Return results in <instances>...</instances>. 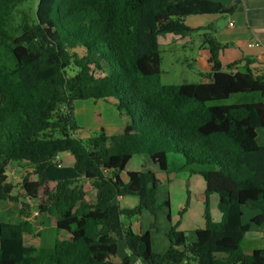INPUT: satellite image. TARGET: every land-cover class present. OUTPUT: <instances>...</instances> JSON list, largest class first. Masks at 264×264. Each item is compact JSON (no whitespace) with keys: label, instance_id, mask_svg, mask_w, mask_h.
<instances>
[{"label":"trees","instance_id":"1","mask_svg":"<svg viewBox=\"0 0 264 264\" xmlns=\"http://www.w3.org/2000/svg\"><path fill=\"white\" fill-rule=\"evenodd\" d=\"M232 11L209 0H0V201L18 202L5 175L14 164L25 169L16 191L26 200L17 222L0 221V264H113L118 242L128 252L118 264H264L263 249L242 248L251 227L264 226V147L256 142L264 75L251 70L255 59L222 68L220 53L234 44L218 42L213 24L185 23ZM193 32L202 33L209 71L199 73L201 83L162 85L158 38ZM252 93L260 101L216 104ZM80 100L112 103L130 123L116 136L100 129L80 139L73 117ZM169 154L183 158L176 171L204 181V228L171 226L167 249L156 253L149 232L135 233L121 217L143 209L156 217ZM134 157L142 169L126 171ZM126 196L138 206L116 204ZM244 208L255 212L246 223ZM31 212L40 225L55 220L51 247L24 243L40 236Z\"/></svg>","mask_w":264,"mask_h":264},{"label":"rangeland","instance_id":"2","mask_svg":"<svg viewBox=\"0 0 264 264\" xmlns=\"http://www.w3.org/2000/svg\"><path fill=\"white\" fill-rule=\"evenodd\" d=\"M230 1V4H232ZM33 3V2H32ZM32 3L27 2L25 4L32 5ZM216 17L221 30L226 34L232 32V29L227 28V21L229 18L233 17V14L224 15L222 17ZM210 16H190L187 17L185 23L193 27L194 25H209ZM184 38H178L173 35H164L158 38V43L160 44V55L162 59L161 64V77L160 83L162 85H180L185 83H201L202 78L199 73L208 72L209 68L207 65L208 49L203 43L202 33L193 32L189 33L188 36ZM229 49V48H228ZM227 51V50H226ZM235 51L228 50L224 60L231 59V54ZM232 64V63H231ZM260 101L259 94H234L228 99L216 102L220 105H230V104H243L252 103ZM73 117L75 124L77 126V131L74 136L86 140V138L93 136L100 129L111 136L115 135L114 130L117 125H125L127 122L130 123L129 118L124 114H119L113 105H108L102 101L93 100H80L76 101L73 106ZM116 136V135H115ZM256 142L258 145L264 146V128L257 129ZM71 157L66 155L65 162H69ZM183 164V158L180 154H169L168 155V166H169V178L170 183L168 185L162 186L158 189L156 198L160 204V208L156 213V217H153L146 210H140L138 214L126 217L122 216V222L126 224H131L134 231L140 229L141 233L149 232L152 251L156 253H163L168 247V240L166 233L169 228L176 226V229H191V225L196 223L198 217L200 220L204 221V181L199 174L188 175L187 172L176 171ZM16 165H12L10 173H5L8 177V182L15 188L11 192V196L16 197L18 202L12 201H0V221H6L15 223L19 219V208L22 201H26L23 196H21L16 191V186L20 180L25 169H17ZM133 165H128L127 169H132ZM191 176L190 180L186 178ZM203 191V192H202ZM202 192V194H201ZM92 198L91 193L88 194ZM129 202L125 204L121 203L122 209H132L138 206V200L135 196H126ZM196 198H199L197 201ZM168 203V206L164 205V202ZM28 202V201H27ZM30 202V201H29ZM187 202V206H186ZM209 213L213 221L217 222L216 219L220 215L218 211V198L216 195L211 194L208 197ZM31 208L34 210L35 203H31ZM182 206H186L185 210L182 211ZM129 207V208H126ZM190 210L189 215L187 212ZM31 221L36 227V230L40 231V236H24V243L26 245H32L34 247L43 246L51 247L53 239L55 237L54 222L52 217L43 218L41 222L43 225L38 224L35 218V212H31ZM242 222H248L251 215L255 212L245 209L243 211ZM169 216V219H168ZM189 218V221H187ZM219 221V220H218ZM188 224V226H187ZM262 229H258V234L252 240H258L257 243L259 248L264 250V238L263 241L260 240L263 234ZM261 234V235H260ZM264 236V235H263ZM248 242V241H247ZM245 241L243 249H250V246ZM118 249L116 255L112 258V263H119L124 257L123 248L125 247L122 242H118Z\"/></svg>","mask_w":264,"mask_h":264},{"label":"crops","instance_id":"3","mask_svg":"<svg viewBox=\"0 0 264 264\" xmlns=\"http://www.w3.org/2000/svg\"><path fill=\"white\" fill-rule=\"evenodd\" d=\"M209 1L221 3L222 5L226 7L233 8V11L231 12V14H233V17L228 19L227 26H226L227 28L232 29V32H230L229 34H226L225 32H223L221 30V26H218L219 23L216 18L218 17V15H206V16L211 17V20H209L208 24H213L217 41L220 43H233L234 44L232 48L225 49L223 52L220 53L219 60H220V64L222 68H225L227 65L237 62V61L255 59L257 62L250 66L251 70L256 75H264V0H237L233 7H231V4H230L231 0H209ZM200 16H204V15H200ZM229 22L232 23L231 27L228 26ZM200 27H205V26L201 24H197L191 28L196 29ZM252 42H259V46H249V44ZM226 50L235 51L234 54H231L230 61L224 60V57H226L225 55L227 53ZM208 57L209 55L207 56V60H208ZM103 103L108 104V105H113L112 103H106V102H103ZM124 126L125 125H120V124L117 125L116 129L114 130V133H116L115 135L121 134ZM115 135L112 134L111 136H115ZM256 136H257V130H256ZM259 146H262V145H259ZM65 159H66V154H63V160ZM130 164L133 165L132 169H127V166ZM127 166H126V171H133V172L140 171L142 169V161L138 159L137 157H134L130 160ZM144 166L147 169L152 168L151 166L147 164H144ZM7 173H10V172H7ZM125 173L126 172L122 173L124 177H125ZM186 179L190 180L191 176L190 177L187 176ZM204 189H205V186H204ZM196 200L198 201L199 198H196ZM115 202L117 205L120 206L121 203L125 204L126 202H129V200L125 197H118L115 199ZM126 208H129V207H126ZM181 208L183 209L184 206H182ZM189 213H190V210L187 212V214L189 215ZM220 216L221 215H219L218 218L216 219L217 222L218 220H220ZM252 216L253 215H251L250 217ZM195 220H196V223L191 225V229L187 230L188 232H186V230L184 231V229H181V230L177 229V230L183 231L185 233H189L191 231H194L195 229L204 228V221L202 223V221L200 220V217H198ZM187 221H189V218ZM129 225L132 231H134L133 226L131 224ZM261 228L263 229L264 226H260V227L252 226L251 229L244 235L242 247L245 241L246 242L248 241L247 243L250 246V249H243L244 253L250 254L254 249H262L258 247L259 246L257 244L259 242L258 240L256 239L252 240V238H248L247 240V238H245L246 235H248V237H251V236L256 237V235L259 233L258 229H261ZM134 232L137 234L141 233L140 229ZM263 235H264V230H263L262 237L260 238L261 241H263V238H264ZM117 249H118V246H117ZM123 252H124V257H126L128 255V252L126 251L125 247L123 248ZM111 262H112V259H111ZM113 264H118V262L113 263Z\"/></svg>","mask_w":264,"mask_h":264},{"label":"built area","instance_id":"4","mask_svg":"<svg viewBox=\"0 0 264 264\" xmlns=\"http://www.w3.org/2000/svg\"><path fill=\"white\" fill-rule=\"evenodd\" d=\"M228 26L231 27L232 23L229 22ZM249 46H259V42H252V43L249 44ZM132 264H141V263L138 260H135Z\"/></svg>","mask_w":264,"mask_h":264},{"label":"water","instance_id":"5","mask_svg":"<svg viewBox=\"0 0 264 264\" xmlns=\"http://www.w3.org/2000/svg\"><path fill=\"white\" fill-rule=\"evenodd\" d=\"M236 1H237V0H234V1L232 2L231 7L234 6V4H235ZM64 154H65V153H64ZM71 159L74 160L72 157H71Z\"/></svg>","mask_w":264,"mask_h":264},{"label":"bare ground","instance_id":"6","mask_svg":"<svg viewBox=\"0 0 264 264\" xmlns=\"http://www.w3.org/2000/svg\"><path fill=\"white\" fill-rule=\"evenodd\" d=\"M66 155H67V153H65ZM6 174H7V172H6Z\"/></svg>","mask_w":264,"mask_h":264}]
</instances>
